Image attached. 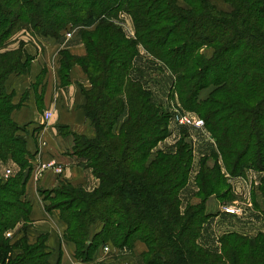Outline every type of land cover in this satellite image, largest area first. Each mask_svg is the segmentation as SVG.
I'll return each mask as SVG.
<instances>
[{"label": "trees", "instance_id": "16d2710c", "mask_svg": "<svg viewBox=\"0 0 264 264\" xmlns=\"http://www.w3.org/2000/svg\"><path fill=\"white\" fill-rule=\"evenodd\" d=\"M184 1L187 7L176 0H0V48L27 26L33 34L53 38L78 28L86 49L82 57L62 51L60 73L77 63L90 82L84 110L96 136L75 135L73 153L86 160L98 184L89 191L67 183L43 191L47 200L48 192L57 196L47 208L59 210L64 238L75 243V256L82 261L107 242L130 248L140 240L147 247L145 264H264V233L225 232L218 237V251L198 243L210 216L206 199L230 194L219 164L201 163L200 201L185 207L179 193L193 154L186 135L149 159L170 134L171 113L154 100L143 79L129 75L139 45L170 72L174 106L203 119L225 172L264 171V0H224L231 6L228 12L210 0ZM121 13L130 18L133 37L122 29ZM206 48L212 49L210 57L202 52ZM30 60L26 56L23 65L19 53L0 51V160L19 167L11 185L0 179V264H48L44 236L27 244L25 236L12 242L5 235L28 221L30 203L21 197L30 165L4 82L10 73L26 71ZM210 85L214 89L207 98L198 100ZM125 108L127 119L114 134ZM258 188L264 198V176ZM97 221L102 227L89 239V227ZM16 249L21 251L14 254Z\"/></svg>", "mask_w": 264, "mask_h": 264}, {"label": "crops", "instance_id": "0c3cea01", "mask_svg": "<svg viewBox=\"0 0 264 264\" xmlns=\"http://www.w3.org/2000/svg\"><path fill=\"white\" fill-rule=\"evenodd\" d=\"M177 4L187 7L184 0H176ZM219 10L230 11L231 6L224 0H210ZM120 25L128 37L134 36L132 22L129 17L120 20ZM40 37V38H38ZM38 41L33 44L24 41V48L31 61L26 71L22 73H10L5 82L6 92L11 96L14 109L11 112L12 120L18 125V133L23 135L27 150V160L30 170L25 183V192L22 198L30 203V226L19 228V237L26 236L28 240L44 235L48 264H78L82 261L75 256L76 245L64 238L66 224L60 218L58 209H48V200L44 198L43 191H49L61 182L70 183L74 187L92 190L98 184V180L86 168L83 158L73 153L74 136L79 135L87 139H93L96 131L90 119L86 116L84 105L86 97L84 90L90 88V82L82 67L74 63L62 75V51H66L73 57H82L86 53L85 46L77 34L66 41H55L50 36H37ZM35 43V44H34ZM138 53L134 57L129 75L132 78L143 79L149 86L153 98L163 106H169L170 87L172 76L170 72L148 54L142 45L137 46ZM206 57L212 55V49L202 50ZM163 88L164 95L161 94ZM214 89V85L203 88L198 93V100H204ZM161 94L160 97L158 94ZM52 111V117L44 119V111ZM127 119V109L118 117L113 127L114 134L119 132L120 126ZM172 122V121H171ZM169 122L170 134L160 141L150 154L151 159L157 149L172 148L178 138L175 137ZM188 138L193 142V154L189 171L188 182L193 180L194 191L198 190L195 178L205 162L208 167L215 163L221 166L230 191L242 189L247 207L252 208L260 215L264 209V198L258 186L264 171L251 169V174L230 176L225 172L222 158L219 155L214 139L205 129L190 128ZM189 132V131H188ZM11 161V160H9ZM54 161L62 167L61 173H56L52 167L41 169V164ZM13 161L0 160V176L8 166H15ZM27 170L24 171L26 174ZM188 184V183H187ZM187 186V185H186ZM185 187V186H184ZM183 187V188H184ZM183 191V190H182ZM236 199V198H235ZM234 199V200H235ZM233 200V201H234ZM232 202H228L233 203ZM241 204L242 200H238ZM220 201L211 195L206 201V213L209 217L217 218L223 215L219 209ZM239 204V205H240ZM240 207H242L240 205ZM263 217L257 222V231L249 230V236L253 237L257 232H264ZM102 223L97 221L89 227V239L100 231ZM205 226L202 228L203 235ZM253 232V233H251ZM109 251L104 252L99 245L87 262L89 264H145L143 253L147 250L144 242L134 241L130 248H117L111 242H107ZM17 251L20 252V249ZM15 250V251H16Z\"/></svg>", "mask_w": 264, "mask_h": 264}, {"label": "rangeland", "instance_id": "374dc122", "mask_svg": "<svg viewBox=\"0 0 264 264\" xmlns=\"http://www.w3.org/2000/svg\"><path fill=\"white\" fill-rule=\"evenodd\" d=\"M72 30L75 33V32L78 31V28H74ZM60 35H61L60 37L55 38V41H66V39H69V38H67L64 35V32H63V35L62 34H60ZM37 36H40V35H37ZM38 38H40V37H38ZM38 38H36V34H33L31 32V30L27 26H20L18 30H15L4 41L2 47L0 48V51L1 52H15L17 54L19 53V55H20V57L22 59L23 65H25L26 64V62H25L26 56H29L30 58H32V57L26 53L25 48H24V44H25L24 41H28V42H31L33 44V41H38ZM13 56H14V59H16L15 55H13ZM161 89H162V92H161V94H162L163 93V88H161ZM170 90H169V92H170ZM161 94L160 93L158 94L159 97H160ZM162 95H164V93ZM169 103L170 104H169V106L167 108L170 110L172 105H174L173 104V100L169 99ZM188 113L194 114L192 112H188ZM169 122H171V121L169 120ZM169 122H168V127H169ZM171 129H172V131H174V135L178 139L181 136L184 137L186 135V140L191 144L192 150H193V142L190 140V138H188L189 134L191 133V130H190L189 127H178V126L174 125L173 122H171ZM165 145H168V144H165ZM165 145H164V147H166ZM171 145H172V143H171ZM171 145L168 148H166V149L164 147H161V149H160V147H159V150H170V149H172V148H170ZM83 160H85V159H83ZM8 162L11 163V161H9V160H8ZM28 164L30 165L29 162H28ZM14 165L15 166L6 167V168H11L12 169V174H10L8 177H5L4 174H3V175L0 176V179H2L5 182L9 181V184H10L9 178L13 177L16 174V172L19 170V167L16 164H14ZM26 170H27L26 174L28 175V172L30 170V166H29V169H25L24 171H26ZM188 177H189V173L187 175V179H186V182H185V185H184L185 187L183 186L184 188L182 187L181 190H180V193H179L182 205L185 206V207L187 205L196 204V203H198L200 201V198L196 195V192L194 191L193 180L190 179L189 182H188ZM61 183L66 184V182H61ZM195 183H196V186H197L196 178H195ZM67 184H70V183H67ZM59 186H60V184L56 185L54 188H58ZM87 191H89V190H87ZM229 192H230V194L227 197V199H219V198H217L214 195L220 201L219 209L221 210V212H223L222 209H221L222 208L221 205L223 203L224 204H229L228 202H232L236 198L233 201L232 205H235V206L239 207L241 211L238 214H226V213L223 212V215H221V216H219L217 218L209 217L206 220V222L202 225V228H203V226H205L204 231H206V234H205V232H203L202 236L200 234V236L198 237V243L202 247H204L206 249H209L211 251H218V248H219L218 237L221 236L223 233L228 232V231H234L236 233H243V234L249 236V234H250L249 230L254 231L256 229L255 231H257V225L258 224H256V223L259 222V219L261 220V218L263 217L262 214L260 215L259 213H257L252 208L246 206L248 204L243 202V199L245 197H244V194H243L244 191L242 189L241 190L240 189L236 190L235 191L236 195L233 194L230 191V189H229ZM48 195L46 194V196L48 197V203L49 204L53 203L54 201H56V199H57L56 195H54L52 193L50 194L49 192H48ZM208 198L206 199V201L208 200ZM22 199L24 201H26V199H24V198H22ZM239 199L242 200L241 204L238 202ZM205 204H206V202H205ZM239 204L242 207H240ZM29 222H30V220L28 218V221L26 223H24V224L22 222L18 223L17 225H15L13 227V229L7 231V232L10 233V236L12 238V242L18 240L19 238H21V237L18 236L20 234V232H18L20 230L19 228L21 227V225L24 226V229L28 228L30 226ZM201 232H202V230H201ZM6 233H5V235H6ZM251 233H253V232H251ZM258 233H264V232L259 231V232L256 233V235ZM40 236H44V235H40ZM249 237H251V236H249ZM37 238L33 242L27 239L26 243L27 244H34V243H36ZM17 251H19V250L14 251V254H17ZM45 252H46V249H45Z\"/></svg>", "mask_w": 264, "mask_h": 264}, {"label": "built area", "instance_id": "2783aa9c", "mask_svg": "<svg viewBox=\"0 0 264 264\" xmlns=\"http://www.w3.org/2000/svg\"><path fill=\"white\" fill-rule=\"evenodd\" d=\"M126 17H128L126 14L121 13L118 18L120 21ZM64 35L67 38L72 37L73 36V30H70V29L65 30ZM170 113H171L170 121H172L174 123V125H176L178 127L205 129L203 119L201 117L195 115V114H191V113H188L186 111H181L180 109H178L174 105H172V107L170 109ZM52 114L53 113L50 110L44 111V113H43L44 119L45 120L50 119L52 117ZM40 167H41V169H45L46 167H52L56 173L62 172V167L56 165V163L54 161H51L47 164H41ZM251 169L252 168H246L243 174L250 175L252 172ZM3 174L5 177H8L10 174H12V169L6 168L4 170ZM221 207H222L221 208L222 211L226 214H238L241 211L239 207L232 205V203H230V204H224L223 203L221 205ZM6 236H10V233L7 232ZM102 249L104 252L109 251V247H108L107 243L102 245ZM78 264H89V263L87 261H80Z\"/></svg>", "mask_w": 264, "mask_h": 264}]
</instances>
